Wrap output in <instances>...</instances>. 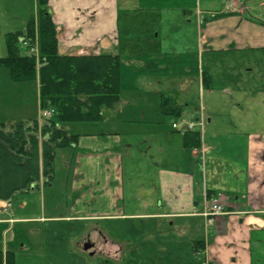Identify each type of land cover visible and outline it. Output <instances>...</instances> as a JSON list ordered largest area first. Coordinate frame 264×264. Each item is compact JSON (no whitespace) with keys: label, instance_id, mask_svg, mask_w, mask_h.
I'll use <instances>...</instances> for the list:
<instances>
[{"label":"crops","instance_id":"1","mask_svg":"<svg viewBox=\"0 0 264 264\" xmlns=\"http://www.w3.org/2000/svg\"><path fill=\"white\" fill-rule=\"evenodd\" d=\"M183 2L184 0H49L50 13L59 32L60 53L75 56L118 54L122 57L128 50L125 60L122 57V66L127 65L125 76H130L135 83L134 90L130 87V91L136 92L138 89L141 92L130 98L128 96V102H121L116 108L110 109V112L104 111V119L99 122L110 123L112 131L94 126L96 123H79L84 133H68L79 135L77 146L71 147L78 150L72 182V191L77 195L68 215L48 216L47 210L42 206L35 217H16L12 208L11 216L6 215L5 221L0 225L67 222L90 223V228L97 229V222L112 220L142 219L149 224L171 221L170 226L178 222L185 230L194 254H205L203 264H261L259 258L264 253V109L246 105L249 98L264 94V90L247 91L246 84L255 79L264 84V60L257 61L259 57L253 58L259 53L264 55V0H240L236 8L231 10L234 15L215 21H205L204 14L219 6L226 8L231 3L230 0H197L192 7L197 10L194 14L197 23L196 46L183 50L185 52H176L175 49L170 52H159L163 49L154 52L150 50L152 48L142 49L130 44L134 36L146 33L145 30L140 32L134 28L141 16L183 7L186 11L183 16L186 17L191 9ZM121 19L124 25L122 28ZM121 33L130 37L128 49L127 45L121 49ZM177 57L180 63L183 61L181 67H185L181 71V76H185L182 83L184 86L195 82L201 90L204 86L211 88L221 76V92L230 101V105L213 112L203 108L198 102V105L193 106L187 102L182 104L185 111L181 119L205 121L201 147L183 148L193 164L186 171H181L172 169L169 165L153 163L159 177V195L148 198L154 193L150 189V193L143 197L146 199L144 213L127 214L125 190L121 184L123 173L119 167L123 130H146L149 125L160 129L167 126L170 130L167 116L163 115L161 108L153 111L156 117L160 115L157 117L158 120L161 119L158 121L159 127L148 121L144 109L139 110L138 97L158 99L156 104L159 106L162 94L171 97L159 86L167 70H170L169 76L172 74L173 69L168 67V61ZM0 72L9 77L3 68ZM146 82H152L154 86H148ZM30 84H34L36 89V109L34 115L23 119V122L35 120L33 116L36 114L39 116V83L15 84L9 77L8 85L4 87V90L16 95ZM214 90L210 92L213 93ZM122 116L127 117L126 120L123 119L124 123L120 121ZM141 116L143 118L139 119ZM38 121L42 124V121ZM214 124L219 132L208 130ZM149 135L143 136L151 137ZM167 137L175 140L170 134ZM42 179L44 180L43 176ZM216 197H219L227 213L210 222L203 216L205 203L207 199ZM7 220L15 222L9 223ZM200 224L203 232L198 234ZM7 233L8 230L5 231ZM192 234H196L193 235L196 237H192ZM99 235L95 233L93 236L97 243L101 239ZM13 238L12 233L10 240L4 241V246L7 247ZM109 238L105 245L112 244L110 252L116 260H120L124 248L115 237ZM82 240L84 238L78 243ZM198 242L203 244L200 246ZM23 247L22 244L20 249ZM103 248L100 245V249L104 250ZM4 249L2 250H8ZM197 249L201 251L198 252Z\"/></svg>","mask_w":264,"mask_h":264},{"label":"rangeland","instance_id":"2","mask_svg":"<svg viewBox=\"0 0 264 264\" xmlns=\"http://www.w3.org/2000/svg\"><path fill=\"white\" fill-rule=\"evenodd\" d=\"M183 3L191 9L188 10L186 17L183 16V13L186 12L183 7L164 9L162 12L159 11L160 13L150 12L146 16H141L135 22L134 28L135 30H140V32L145 30L146 33L134 36L130 40L131 43L129 41L130 37L121 33V49L128 44V41L131 45H137L142 49L152 48L150 50L154 52L159 49H163L159 52H170L173 49L179 52L196 46L197 23L196 15L194 14H196L197 10L192 7L196 5L197 0H184ZM256 3L259 4V2ZM174 5L179 6L181 4ZM202 8L204 9V6ZM36 14V0H0V58L7 56V34L24 32L29 19L35 17ZM231 15H234L231 10L226 11L225 8L219 6L211 10V12L205 13L203 17L205 21H215ZM120 23L122 28L124 26L122 19ZM21 51H24L22 46ZM127 53L128 50L124 53L125 55L122 54L124 60ZM259 54L253 58L259 57L257 61L264 60V55ZM251 58L249 59L250 62L252 61ZM181 63L178 57L168 61V67L173 70L170 76V70H167L166 76H162V84L159 87L164 93H168L181 105L187 102L193 106L198 102L203 108L213 112L230 105V101L221 92L223 88L221 76L211 88L204 86L201 90L195 82L184 86L185 84L182 83L185 81V76H181V71L185 67H181ZM125 67H127L125 64L121 67L122 75L124 76L126 75ZM150 70H153V68ZM122 75L121 101L128 102L131 95H139L141 91L138 89L136 92L130 91V87L134 90L135 83H133V79L130 76L123 77ZM256 81L255 79V81L249 80L247 82V91L264 90V84ZM8 82V75L0 72V124L10 125L11 120L21 122L23 119L26 120L28 119L27 117L34 115L36 89L34 84H30L14 95L13 92L4 90ZM146 83L149 84L148 86H154L152 82ZM212 89H215L213 93L210 92ZM138 99H140L139 110L143 111L142 109H144V112L147 113L146 118H148V121L159 127L160 123L158 121L161 119L159 118L158 120L157 117H160V115L156 117L153 112L156 108L157 110L160 109V106L156 104L158 99L145 96L138 97ZM246 106L264 109V94H260L256 98H249ZM106 110L110 112V109H105L104 111ZM44 111L40 108L39 116L36 114L33 118L35 117L34 119H36L37 117V120L39 119L43 122L46 120L43 115ZM122 117L120 121L124 123L127 117ZM124 118L125 120H123ZM141 118L143 116L139 119ZM167 119L170 130L167 126L164 129H160V127L156 128L151 125L146 130H143L142 127H140L142 129L135 131L130 128L129 131L123 130L119 167L123 173L121 184H123L125 190L127 214L144 213L143 207L146 199H143V197L145 198L147 196L146 193H150L151 190L152 193L154 190V193L148 198H155L159 195V190L157 189V187L159 188V177L153 163L169 165L172 169L181 171H186L190 168V164H193V160L183 152L185 125L177 121L179 128L172 129V122H176L177 119L174 117H167ZM109 125L110 123L97 122L94 126L112 131ZM79 126L82 125L72 123L64 125V128L70 134L84 133V130L80 129L82 127ZM194 130L200 133L202 131L198 126ZM208 130L219 132L216 124L212 125ZM167 134L174 136L175 140L168 138ZM144 139L146 141H143ZM77 153L78 150L71 147L56 150L52 182L45 184L42 179L40 182L35 183L29 191L18 193L11 202L16 217H27L28 215L35 217V213L42 206L47 210L48 216H63L71 212L77 195L72 191ZM2 205L3 203L1 202L0 207ZM225 213L227 212L225 211ZM217 217H214L213 221ZM170 222L165 221V223H162L159 221L149 224L147 220L142 219L97 222L99 226L97 229L101 237L98 245L103 246L104 250H101L102 252L96 250L91 254L85 253L76 247L79 240L95 229V227L90 228V223L30 222L0 225V248H6L15 254V264H203L205 254L200 252V249H197L200 253L195 255L191 245H189L185 230L182 229L180 223L175 222L174 226H170ZM6 230H8L7 234H5ZM199 230L198 234L203 232L201 224ZM10 231H12L14 238L5 247L4 241H9L12 235ZM193 235L196 234H192V237H196ZM111 236L115 237L124 248L120 260H116L115 256L111 254L110 247L112 244L105 245ZM22 244L24 247L21 250L20 246ZM217 244H221V242H217ZM259 259L261 264H264V253ZM206 264L210 263L206 262Z\"/></svg>","mask_w":264,"mask_h":264},{"label":"trees","instance_id":"3","mask_svg":"<svg viewBox=\"0 0 264 264\" xmlns=\"http://www.w3.org/2000/svg\"><path fill=\"white\" fill-rule=\"evenodd\" d=\"M36 3L37 14L29 19L25 31L7 34V56L0 58V67L12 83L38 82L40 108L53 109L54 115L42 124L37 119L0 124V202L29 191L42 176L45 184L52 182L56 150L76 147L79 140V135L68 134L65 124L97 123L104 119L105 109L122 102V57L61 54L49 0ZM160 108L164 116L176 119L185 111L165 94ZM183 140L186 149L201 147L199 131L186 132ZM15 259L13 252L0 248V264H15Z\"/></svg>","mask_w":264,"mask_h":264},{"label":"built area","instance_id":"4","mask_svg":"<svg viewBox=\"0 0 264 264\" xmlns=\"http://www.w3.org/2000/svg\"><path fill=\"white\" fill-rule=\"evenodd\" d=\"M238 1L239 0H230L231 3L228 6H226V11H230V10L236 8ZM53 113L54 112L52 110H48V111H45L43 113V115H44V117L51 118ZM181 123H183L185 125L184 132L192 131L197 126L200 127L202 130L204 128V121L203 120H201L196 125L193 124V123L186 122V121H182ZM172 127L174 129H178L179 125H178V123H173ZM205 206H206V210H205L203 216L205 218H207L210 222H213V218L214 217L222 216V215L226 214L225 213V209L222 206L221 200L219 199V197L212 198V199H207L206 203H205ZM11 208H12V204L10 202H8V201L7 202H3V205L0 207V222L3 221L2 220V216L10 214ZM8 222H13V221L10 220Z\"/></svg>","mask_w":264,"mask_h":264},{"label":"water","instance_id":"5","mask_svg":"<svg viewBox=\"0 0 264 264\" xmlns=\"http://www.w3.org/2000/svg\"><path fill=\"white\" fill-rule=\"evenodd\" d=\"M94 235H95V232H90L87 238H85L84 240L78 243L77 247L91 254L93 251L92 241H93Z\"/></svg>","mask_w":264,"mask_h":264},{"label":"flooded vegetation","instance_id":"6","mask_svg":"<svg viewBox=\"0 0 264 264\" xmlns=\"http://www.w3.org/2000/svg\"><path fill=\"white\" fill-rule=\"evenodd\" d=\"M93 230H94L95 233H97V234L99 233L98 229H93ZM87 237H88V234H87V236L84 237V239L87 238ZM92 245H93V251H92V253L94 251H96V250L99 251V252H101L100 245H98V243L95 240L92 241Z\"/></svg>","mask_w":264,"mask_h":264}]
</instances>
